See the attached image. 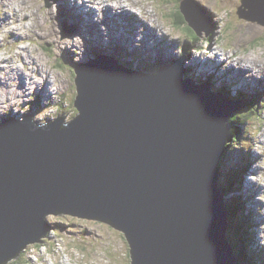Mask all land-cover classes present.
<instances>
[{
  "label": "water",
  "instance_id": "95a60500",
  "mask_svg": "<svg viewBox=\"0 0 264 264\" xmlns=\"http://www.w3.org/2000/svg\"><path fill=\"white\" fill-rule=\"evenodd\" d=\"M240 1L238 18L264 27L246 11L262 15L264 0ZM187 69L178 59L135 73L99 55L74 68L70 122H0V264L46 237L58 215L121 232L131 264H237L218 176L227 120L243 104L196 86Z\"/></svg>",
  "mask_w": 264,
  "mask_h": 264
},
{
  "label": "rangeland",
  "instance_id": "374dc122",
  "mask_svg": "<svg viewBox=\"0 0 264 264\" xmlns=\"http://www.w3.org/2000/svg\"><path fill=\"white\" fill-rule=\"evenodd\" d=\"M82 1L90 12L97 7L95 2L87 5V0ZM97 1L102 3L101 8L113 4L115 14L122 5L137 13L128 15L119 10L121 18L117 21L116 16H110L104 9L94 8L96 14L99 11L114 20L111 30L106 29L109 33L104 34L105 29L96 32L98 23L92 22L94 25L85 27L90 21H87L86 14H81L83 19L76 17L70 0H10L11 6L8 3L0 5V122L5 118L23 119L29 115L39 123L56 118H62L65 124L70 122L77 114L73 106L75 76L72 78L70 67L90 62L99 55L117 59L123 68H130L135 73H154L175 60L184 59L189 74L184 78L193 80L196 86L210 85L214 93L212 88L216 91L224 89L231 95L247 93L249 98L259 97L258 104L245 106L232 114V119L243 121L239 123L242 132L240 140L230 143L222 156L218 180L221 186L228 187L221 176L229 178L235 170L241 171L248 166L241 179L236 177L229 196L243 201L239 215L247 217L244 242L256 260L253 263L264 264V27L238 18L240 0ZM77 2L82 8L80 0ZM183 2L191 6L187 13L193 19L191 24L197 27L200 42L196 46L201 50L192 49L193 31L186 22L180 26L174 24L177 11L184 8ZM246 2L259 5L260 1ZM14 10L26 19L16 18L25 26L18 36L9 35L16 27L12 24ZM63 10L69 13L65 14ZM246 11H249L248 17L255 15L264 19V10H261L263 16L250 9ZM198 19L201 21L195 22ZM32 32L36 37H32ZM212 32V40L206 45L204 40ZM73 41L79 44L75 45ZM202 48L205 49L203 52ZM3 60L7 61L2 63ZM222 60L228 64L233 61L234 69L227 70L231 65H222ZM246 61L253 62V65L246 64ZM240 63L250 65V71L238 76L235 73L238 68L248 71ZM47 92L48 96L45 95ZM228 201L229 197H224L225 205ZM47 221L53 228L39 241L40 246L45 245L40 248V259L35 262L30 256H35L33 250L39 248L33 243L27 245L16 259L5 264L132 262L131 248L124 235L105 223L69 215L48 216ZM227 225L225 235L234 242V230L229 228L231 222Z\"/></svg>",
  "mask_w": 264,
  "mask_h": 264
},
{
  "label": "trees",
  "instance_id": "16d2710c",
  "mask_svg": "<svg viewBox=\"0 0 264 264\" xmlns=\"http://www.w3.org/2000/svg\"><path fill=\"white\" fill-rule=\"evenodd\" d=\"M176 16H177V19H175L174 24L177 26L184 25L185 20L183 19V16H182L180 10L177 11ZM190 31H191V29H190ZM212 35H213V32L211 33V36L208 39L204 40V42H210L212 40ZM190 41H191L192 49H197V50L200 49L196 46L197 43L200 42L199 37L194 32H193V36L190 39ZM186 49L187 48L185 47V50ZM45 51H49V50L47 48H45ZM114 60L119 63V61L117 59H114ZM71 66H72V68L70 67V72L73 75L72 78H74V76H75L74 68L75 67L73 64ZM128 70H130V68H128ZM138 73H140V72H138ZM185 74H187V76L189 75L188 69H187V72ZM72 82H73V79H72ZM212 90L215 91L216 93H221L225 96H228L233 101H236V100L241 101V103L243 104L242 108H244L245 106H254L253 104L259 103V97H254V98L250 97L249 98L247 93H242V94H238V95H235V94L231 95L228 92H226V90H224V89H218V91H216L215 89L212 88ZM237 112H239V111H237ZM234 122H236V123H234ZM241 122H243V121H240L237 119H232V115H231V117L228 118L227 125L229 128V130H228L229 131V143H235L238 140H240V136H241L240 133L242 132V127L239 125V123H241ZM226 147H227L226 150H228L229 146H226ZM245 166H247V165H245ZM247 169H248V166L245 167L244 170H241L242 172L237 169V170H235L236 172H234V174L231 175V177H229V178H226V177L224 178L221 176V179H223L227 182L228 187L221 186L219 183V180H218V187L220 188L223 197H229V201L225 205L226 211H227V223L231 222L232 227H229V228H232L234 230L233 236L235 237L236 241L231 242L229 237H228V239H229V243L231 244V246L233 248L234 256L237 260V264H255L253 262H256V260L251 255V253L248 252L246 245H245V242H244V237H246V234H244L243 232L246 231L247 217L246 216L242 217L239 215V212L241 211L240 209L243 207V201L240 202V200L235 196H233V197L229 196L231 189H232V186H234L236 184L234 182L237 180L236 177L241 179L243 176V173H244L243 171H245ZM226 229H228V225H227ZM237 237H240V238H237Z\"/></svg>",
  "mask_w": 264,
  "mask_h": 264
},
{
  "label": "bare ground",
  "instance_id": "6f19581e",
  "mask_svg": "<svg viewBox=\"0 0 264 264\" xmlns=\"http://www.w3.org/2000/svg\"><path fill=\"white\" fill-rule=\"evenodd\" d=\"M70 2H71V4H72V6H73V8H75V9H73L74 11H75V15H76V17H80V18H82V16H81V14H86V19H87V21H90V24H88L87 22H86V26L85 27H89L90 25H94V24H92V22H95V23H98V26L96 27V32L97 33H100L99 31L101 30V29H105V31H104V34H105V32H107L106 31V29H108V30H111V28H110V26L111 25H113L114 24V20L113 19H110V16H112V17H114V16H116V20L117 21H119L120 20V14H118V12H119V10H121V13L122 14H128V15H130V13H133V14H135L136 15V11H134V10H132V8H128L127 7V5H122L121 6V8L122 9H118L117 10V14H115V13H113V10L114 9H116V7H114L113 6V4L111 5V4H106V5H104L105 7L104 8H101V7H103V5H102V3L101 2H98L97 0H87V2H85L87 5H88V3L89 2H95V4H97V7H94V8H96V9H99V8H101L100 10H102V9H104V11L105 12H109V13H107V14H109L110 16H108V18H106L107 17V15L106 16H103L102 15V13L101 12H99L100 14H98V12H97V14H96V9H94V8H92V11L91 12H93L94 14H92L90 11H89V9L86 7V5L84 4V2L82 1V0H80V5H82V8L81 7H79V3L77 2V0L76 1H74V0H70ZM4 3H8V5L9 6H11V4H9L10 3V0H0V5H4ZM123 2H120V4H122ZM90 5H92V6H94L93 4H90ZM68 6L70 7V5L68 4ZM67 6V7H68ZM101 6V7H100ZM124 9V10H123ZM136 9V8H135ZM137 10V9H136ZM63 12L66 14V13H69L68 11H66V10H63ZM18 15V16H17ZM150 15V14H149ZM24 15H22V14H20L18 11H16V10H14V14H13V21H12V24L13 25H16V27L15 28H12V30H11V32L9 33V35H12V36H18L19 35V33L22 31V28H24L25 26L24 25H22L21 24V22H22V20L21 21H18V20H16V18H18V17H23ZM71 16H72V14H71ZM73 17V16H72ZM105 17V18H104ZM15 18V19H14ZM23 19H25L24 17H23ZM83 19V18H82ZM106 19H108L109 20V22H105L106 21ZM140 19V18H139ZM26 20V19H25ZM86 21V20H85ZM138 21V20H137ZM139 22V21H138ZM12 24H10V25H12ZM9 25V26H10ZM107 26V27H106ZM84 27V28H85ZM116 29H118V28H116ZM120 29V28H119ZM125 30L126 29H124L123 30V32H125ZM130 30H132V28L130 29ZM87 31H89V30H87ZM107 33H109V32H107ZM129 33H131L130 31H129ZM148 35V33L145 35V36H147ZM165 35V34H164ZM36 37V34H34L33 32H32V37ZM128 37V36H127ZM31 40V39H30ZM74 42V44L75 45H77V44H79L78 43V41L77 42H75V41H73ZM141 42H143L142 40H141ZM35 43V42H34ZM124 44V43H123ZM152 44H154V42H152ZM125 46V45H124ZM155 46V45H154ZM144 50V49H143ZM30 52V51H29ZM126 54V53H125ZM232 57H234V55L233 56H231V60H232ZM229 58V57H228ZM5 61H7V60H3L2 61V63H4ZM222 62V65H224L226 62H225V60H222L221 61ZM233 62V61H232ZM232 62H231V64H228V63H226V65H231V67H230V69H227V70H230V71H232L233 69H234V66H233V64H232ZM246 64L248 63V64H250V65H253V62H250V61H246L245 62ZM241 65H242V68L243 67H246V68H248V71L247 70H241V68H238L237 70H236V72L235 73H237V75L239 76V75H243L245 72L246 73H248L249 71H250V69H249V66H244L242 63H240ZM35 67V66H34ZM38 67H40V66H38ZM237 67V66H236ZM241 67V66H240ZM245 68V69H246ZM42 70V69H41ZM40 73H43V71H41ZM45 73V72H44ZM228 73H229V71H228ZM252 73V72H251ZM249 75V74H248ZM251 75V74H250ZM235 76V75H234ZM45 79H46V77H45ZM49 79V78H48ZM48 79H47V83L49 82L48 81ZM45 81V80H44ZM49 94H50V92H49ZM46 96H48V92L45 94ZM4 120V119H3ZM15 120H17V119H15ZM42 246H45V245H42ZM42 246H40V248L42 247ZM40 248H38V249H35V250H33V254L35 255V256H33V255H30L31 257H33L34 258V261L35 262H37L39 259H40ZM30 256H28V257H30Z\"/></svg>",
  "mask_w": 264,
  "mask_h": 264
},
{
  "label": "clouds",
  "instance_id": "9594fccd",
  "mask_svg": "<svg viewBox=\"0 0 264 264\" xmlns=\"http://www.w3.org/2000/svg\"><path fill=\"white\" fill-rule=\"evenodd\" d=\"M115 61V60H114ZM117 62V61H116ZM118 63V62H117ZM48 235H49V233H48ZM47 235V236H48ZM46 236V237H47ZM228 239V238H227ZM228 241H229V239H228ZM35 245H37V247H39L40 248V242H38V243H35ZM231 245V244H230ZM232 247V246H231ZM35 249H38V248H35ZM232 251H233V248H232ZM233 255H234V252H233ZM235 257V256H234ZM236 259V258H235ZM236 262H237V260H236Z\"/></svg>",
  "mask_w": 264,
  "mask_h": 264
}]
</instances>
